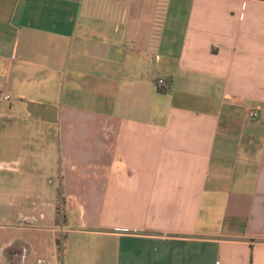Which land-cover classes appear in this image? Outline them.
<instances>
[{
  "label": "crops",
  "instance_id": "0c3cea01",
  "mask_svg": "<svg viewBox=\"0 0 264 264\" xmlns=\"http://www.w3.org/2000/svg\"><path fill=\"white\" fill-rule=\"evenodd\" d=\"M0 89V172L63 220L3 264H264V0H0Z\"/></svg>",
  "mask_w": 264,
  "mask_h": 264
},
{
  "label": "rangeland",
  "instance_id": "374dc122",
  "mask_svg": "<svg viewBox=\"0 0 264 264\" xmlns=\"http://www.w3.org/2000/svg\"><path fill=\"white\" fill-rule=\"evenodd\" d=\"M21 158L22 167H20L18 173L0 172V233H7L8 235L15 233L17 236L24 233L20 231L22 225L17 218L20 215L30 213L33 208L35 209V215L39 213L45 217L44 220L37 221L36 216L33 215L34 217L31 218L34 220V226L43 229H59L63 224V220L54 206L59 190L56 176H52L49 169L43 172L46 162H43L42 159L29 162L24 157L21 156ZM27 169L31 170L30 173H26ZM36 192L41 193V200L35 198ZM25 195L28 197L24 198ZM72 210H75V208L72 207ZM65 228H68V226H65ZM49 237L50 234L44 233L43 242L41 238L33 237L37 239V244L40 243V240L42 242V247L38 244V250L36 249L38 255L44 253V251H46V255L49 253L48 251L51 249ZM29 262H31V259ZM42 262L53 264L50 257ZM0 264H3L2 259H0Z\"/></svg>",
  "mask_w": 264,
  "mask_h": 264
},
{
  "label": "built area",
  "instance_id": "2783aa9c",
  "mask_svg": "<svg viewBox=\"0 0 264 264\" xmlns=\"http://www.w3.org/2000/svg\"><path fill=\"white\" fill-rule=\"evenodd\" d=\"M157 85L160 87H165L166 83L164 80H158ZM12 100V96L10 93L6 92L5 90L0 89V102H10ZM248 117L255 118L257 117V113L255 111H250L248 113Z\"/></svg>",
  "mask_w": 264,
  "mask_h": 264
}]
</instances>
